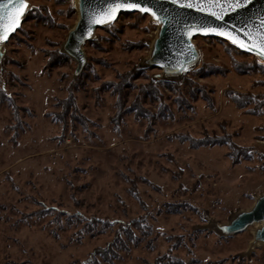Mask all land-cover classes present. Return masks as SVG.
I'll list each match as a JSON object with an SVG mask.
<instances>
[{
    "label": "rangeland",
    "instance_id": "1",
    "mask_svg": "<svg viewBox=\"0 0 264 264\" xmlns=\"http://www.w3.org/2000/svg\"><path fill=\"white\" fill-rule=\"evenodd\" d=\"M27 2L19 31L0 46V264H153L172 247L185 264H264V246L251 248L255 226L233 237L215 228L264 195V63L196 37L200 65L166 81L144 64L159 23L125 14L86 43L75 77L73 59L47 63L78 20L77 1ZM134 69L144 72L125 86L127 109L151 81L161 100L141 104L146 117L118 118L104 87ZM77 79L87 125L55 119ZM227 90L257 99L238 109ZM202 140L217 145L198 147ZM133 221L150 234L132 228L139 244L113 263L95 255Z\"/></svg>",
    "mask_w": 264,
    "mask_h": 264
},
{
    "label": "water",
    "instance_id": "2",
    "mask_svg": "<svg viewBox=\"0 0 264 264\" xmlns=\"http://www.w3.org/2000/svg\"><path fill=\"white\" fill-rule=\"evenodd\" d=\"M117 2L138 4L139 8L149 11L121 8L114 19L97 23V20L105 19L110 5ZM13 3L14 0H0V17L11 10ZM233 3L235 0H77L79 17L67 36L62 53L76 62L74 75L78 77L87 63L84 46L93 40L97 30L114 23L122 15L143 14L153 17L160 26L145 67L161 70L166 81H178L200 65L201 54L194 44L196 37L220 39L264 63V55L258 51L242 48L227 35L218 34H231L247 45L253 41L259 44L264 36V0H254L252 4L235 8L231 6ZM27 11L28 8L20 18L19 26L0 42V46L19 31ZM252 226L255 230L251 248L264 246V195L257 198L250 210L238 213L227 225L216 224L215 228L220 236L233 237Z\"/></svg>",
    "mask_w": 264,
    "mask_h": 264
},
{
    "label": "trees",
    "instance_id": "3",
    "mask_svg": "<svg viewBox=\"0 0 264 264\" xmlns=\"http://www.w3.org/2000/svg\"><path fill=\"white\" fill-rule=\"evenodd\" d=\"M69 60L70 59L68 57H66L63 53H61L60 51L54 52V53H51V55H48L47 67H55V66H58L59 64L67 63V62H69ZM234 67H235L234 68L235 71L240 73V74L246 72V70L243 69V66H241V65L237 64ZM217 71H219V70L217 69ZM217 71H215L216 74L222 73V71H219L218 73H217ZM142 72H144V71L139 70V69H134L131 72L127 73L126 75H122L120 77L119 82L108 83L105 85L104 90H110L112 95H115L117 98L115 106L117 109V117L118 118L122 117L127 112L135 113L136 117H138V118L139 117H146L147 112L144 111L141 104L145 103V100L147 98L152 100V101L161 100V97L159 94L160 93V87L158 86L156 81H151L148 85L143 86L142 92L139 95V97L127 109V107H126V102H127L126 98L127 97H126V93L124 91L126 88L125 86H127V84H129L128 81H130L133 78V76H135V75L138 76V75L142 74ZM79 83H80L79 79H77L75 81V83L71 84L68 87L67 98L57 102V106L61 110L60 113L55 115V119L57 121H59L61 123H65L69 119L72 123H79L81 125H87L88 124V121L86 120V118L79 114V110L77 107V100H76L75 94L79 91V89L81 87V85ZM0 95H1L0 99L6 97L5 93L2 90V87L0 88ZM225 96L227 98H229L230 101L233 102V104H235V106L238 109H244L248 102H253L257 99V98H254L251 94L235 93V92H232L231 90H227L225 93ZM161 117H164V116H161ZM150 120L152 121L153 118H150ZM215 145H217V143H210V142H206L205 140H202L201 142L198 143V147H204V146L212 147ZM232 153L233 152H231L230 154H232ZM231 157H233V156H230V158ZM243 157H244V155L242 153H240L238 155V157L233 158V159L231 158L232 163L234 165H238L241 161V158H243ZM42 215H43V213H42ZM42 215L35 214V216H37V217L42 216ZM75 217H76V219H78V216H75ZM100 224H104L105 227L107 226V223H105V222L100 221ZM132 228H135L138 231L140 230L139 232H141V234H143V235L147 234V233L150 234V232H149L150 228H147V231H145V230H143V229H145V227L142 228L141 225L139 224V221H133L130 223V225H127V226L123 227L122 229H120L119 236L121 237V239L117 238V241H119V242H113L108 248L104 249V251L95 252V255L98 257H101V259L105 262L113 263V261L118 257V255H116V252H128L130 250L131 244L132 245L134 244V246H137L139 243L133 235ZM84 230L87 234L94 236L93 232L96 230V227L95 226H93V227L87 226L86 228H84ZM123 236L125 238V241H123ZM147 246H148V244H147ZM173 251H174V248L173 247L170 248L167 253H165L163 256L158 258L153 264H164V261H167V263H165V264H170L169 262H171V264H185L181 258L173 257Z\"/></svg>",
    "mask_w": 264,
    "mask_h": 264
},
{
    "label": "snow or ice",
    "instance_id": "4",
    "mask_svg": "<svg viewBox=\"0 0 264 264\" xmlns=\"http://www.w3.org/2000/svg\"><path fill=\"white\" fill-rule=\"evenodd\" d=\"M254 0H235L232 7H243L249 4H252ZM27 0H14L12 8L8 11L4 17H0V42L5 41L8 38L10 32L15 31V29L19 26L20 18L24 14V11L28 8ZM121 8H139L138 4H130L125 2H117L110 5L107 12L104 14L105 19L97 20V23H105L114 19L116 13ZM140 11H149L146 8H139ZM155 15V13H153ZM264 23V21H262ZM219 35H227L229 39L232 40L233 43L239 44L242 48H249V50L258 51L261 55H264V36L260 38L259 44L255 41L251 45H247L244 42L240 41L238 37L233 36L231 34L220 32ZM249 39L253 38L249 36Z\"/></svg>",
    "mask_w": 264,
    "mask_h": 264
},
{
    "label": "bare ground",
    "instance_id": "5",
    "mask_svg": "<svg viewBox=\"0 0 264 264\" xmlns=\"http://www.w3.org/2000/svg\"><path fill=\"white\" fill-rule=\"evenodd\" d=\"M77 1V0H76ZM257 227V226H256Z\"/></svg>",
    "mask_w": 264,
    "mask_h": 264
}]
</instances>
